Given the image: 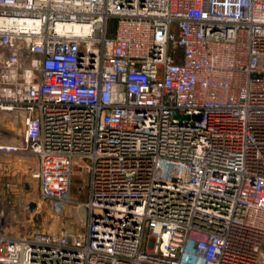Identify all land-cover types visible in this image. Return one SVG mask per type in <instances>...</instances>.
I'll list each match as a JSON object with an SVG mask.
<instances>
[{
  "label": "built area",
  "instance_id": "obj_1",
  "mask_svg": "<svg viewBox=\"0 0 264 264\" xmlns=\"http://www.w3.org/2000/svg\"><path fill=\"white\" fill-rule=\"evenodd\" d=\"M0 111L39 203L87 190L0 264H264V0H0Z\"/></svg>",
  "mask_w": 264,
  "mask_h": 264
},
{
  "label": "rangeland",
  "instance_id": "obj_2",
  "mask_svg": "<svg viewBox=\"0 0 264 264\" xmlns=\"http://www.w3.org/2000/svg\"><path fill=\"white\" fill-rule=\"evenodd\" d=\"M114 23V21L110 22L111 27L114 26ZM21 135L22 122L20 117L13 111H0V139L20 140ZM13 167L15 165H12L8 174L9 179L4 178L2 180L3 184L11 182L13 188L10 195L11 204L4 208L0 206V211L4 213L3 223L0 225L1 231L10 235H21L24 231L32 229L56 233L64 230V228L68 233L82 229L85 219L82 204L86 199L87 192L86 178L83 175H73L70 184V194L76 204L67 206L62 214H55L49 204L38 202L36 180L29 178L27 183H24L23 177L21 180L19 179L20 172ZM21 199L28 205L22 204Z\"/></svg>",
  "mask_w": 264,
  "mask_h": 264
},
{
  "label": "crops",
  "instance_id": "obj_3",
  "mask_svg": "<svg viewBox=\"0 0 264 264\" xmlns=\"http://www.w3.org/2000/svg\"><path fill=\"white\" fill-rule=\"evenodd\" d=\"M22 143V135L20 140L17 139H0V148L13 146V145H20ZM12 165L15 170H18L20 174L17 177L21 180L23 177L24 183H27V180L31 177V173L36 170L37 168V158L29 153L26 152H6L0 150V185L3 182L2 180L9 179V172L12 168ZM18 168V169H16ZM13 176V174H12ZM12 180V179H11ZM10 180V181H11ZM13 181V180H12ZM14 183V182H13Z\"/></svg>",
  "mask_w": 264,
  "mask_h": 264
},
{
  "label": "water",
  "instance_id": "obj_4",
  "mask_svg": "<svg viewBox=\"0 0 264 264\" xmlns=\"http://www.w3.org/2000/svg\"><path fill=\"white\" fill-rule=\"evenodd\" d=\"M31 206H33V205H31Z\"/></svg>",
  "mask_w": 264,
  "mask_h": 264
}]
</instances>
